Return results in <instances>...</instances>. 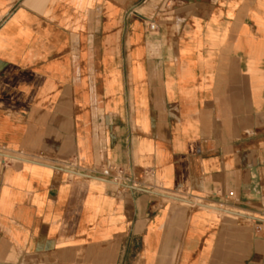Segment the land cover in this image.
I'll return each instance as SVG.
<instances>
[{
    "label": "crops",
    "instance_id": "1",
    "mask_svg": "<svg viewBox=\"0 0 264 264\" xmlns=\"http://www.w3.org/2000/svg\"><path fill=\"white\" fill-rule=\"evenodd\" d=\"M2 147L0 264H264V0H0Z\"/></svg>",
    "mask_w": 264,
    "mask_h": 264
},
{
    "label": "built area",
    "instance_id": "2",
    "mask_svg": "<svg viewBox=\"0 0 264 264\" xmlns=\"http://www.w3.org/2000/svg\"><path fill=\"white\" fill-rule=\"evenodd\" d=\"M0 156L4 162H24L26 158L22 152H13L5 147L0 149ZM86 177L96 178L112 184L123 193L138 194L143 192L154 193L158 187L155 179V172L152 168L137 170L134 166H124L114 163H105L99 169L87 168L84 172H78ZM234 192H229L228 196H233ZM220 210L227 211L223 206ZM237 215L252 217L243 212H233Z\"/></svg>",
    "mask_w": 264,
    "mask_h": 264
}]
</instances>
